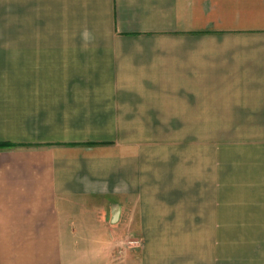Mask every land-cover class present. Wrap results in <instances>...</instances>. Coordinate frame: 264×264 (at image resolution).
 Segmentation results:
<instances>
[{
    "label": "crops",
    "instance_id": "1",
    "mask_svg": "<svg viewBox=\"0 0 264 264\" xmlns=\"http://www.w3.org/2000/svg\"><path fill=\"white\" fill-rule=\"evenodd\" d=\"M54 4L0 46V264H264V0Z\"/></svg>",
    "mask_w": 264,
    "mask_h": 264
},
{
    "label": "rangeland",
    "instance_id": "2",
    "mask_svg": "<svg viewBox=\"0 0 264 264\" xmlns=\"http://www.w3.org/2000/svg\"><path fill=\"white\" fill-rule=\"evenodd\" d=\"M33 1L35 0H0V46L58 44V5L54 4V0L53 3L46 2L41 6ZM41 33L47 37H41ZM50 35L57 37H48ZM127 232L129 234L130 231ZM252 233L251 237L254 236ZM191 234L199 236V231L192 230ZM240 234L247 237L248 231L247 234L246 231H240ZM139 236L133 234L132 238L140 240L142 235ZM200 236L215 237V231H201ZM245 263L240 261L239 264Z\"/></svg>",
    "mask_w": 264,
    "mask_h": 264
},
{
    "label": "trees",
    "instance_id": "3",
    "mask_svg": "<svg viewBox=\"0 0 264 264\" xmlns=\"http://www.w3.org/2000/svg\"><path fill=\"white\" fill-rule=\"evenodd\" d=\"M0 146H4V145H0Z\"/></svg>",
    "mask_w": 264,
    "mask_h": 264
}]
</instances>
